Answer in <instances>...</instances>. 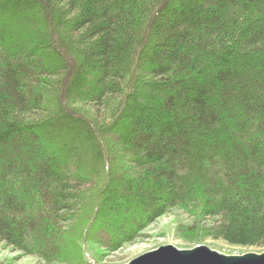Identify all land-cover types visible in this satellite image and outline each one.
I'll return each instance as SVG.
<instances>
[{
  "label": "trees",
  "instance_id": "1",
  "mask_svg": "<svg viewBox=\"0 0 264 264\" xmlns=\"http://www.w3.org/2000/svg\"><path fill=\"white\" fill-rule=\"evenodd\" d=\"M196 203L264 247V0H0V241L83 264Z\"/></svg>",
  "mask_w": 264,
  "mask_h": 264
},
{
  "label": "rangeland",
  "instance_id": "2",
  "mask_svg": "<svg viewBox=\"0 0 264 264\" xmlns=\"http://www.w3.org/2000/svg\"><path fill=\"white\" fill-rule=\"evenodd\" d=\"M203 207L199 203L188 209L173 208L163 216L155 219L132 242H114L113 247H107L95 239L87 241L88 251L93 255L89 261L83 264H128L132 260L163 246H174L180 250H191L197 246H207L212 250L225 255H244L248 253L262 254L264 247L240 248L231 247L222 241L214 239V230L219 224L216 219L205 218ZM83 213L74 235L66 243L73 244L81 249L80 235L87 228L91 220ZM98 224V223H97ZM69 223L65 226L69 227ZM98 224L95 231L98 237L106 239ZM80 243V245H79ZM87 250V249H86ZM85 262V260H82ZM75 262L47 261L41 255H31L28 252L10 246L0 241V264H77Z\"/></svg>",
  "mask_w": 264,
  "mask_h": 264
},
{
  "label": "water",
  "instance_id": "3",
  "mask_svg": "<svg viewBox=\"0 0 264 264\" xmlns=\"http://www.w3.org/2000/svg\"><path fill=\"white\" fill-rule=\"evenodd\" d=\"M128 264H264V253L230 256L207 246H197L191 250L163 246L132 260Z\"/></svg>",
  "mask_w": 264,
  "mask_h": 264
}]
</instances>
